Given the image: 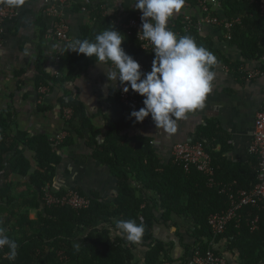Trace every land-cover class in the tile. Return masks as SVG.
<instances>
[{"label": "crops", "instance_id": "1", "mask_svg": "<svg viewBox=\"0 0 264 264\" xmlns=\"http://www.w3.org/2000/svg\"><path fill=\"white\" fill-rule=\"evenodd\" d=\"M0 1L17 13L6 25L0 44V114L11 115L14 133L46 136L51 142L60 134H64V139H73L71 146L57 151L61 161L51 185L56 194L75 190L102 204H111L118 195L116 178L92 156L87 144L89 132L78 137L73 129L69 130L67 124L73 112L68 120L63 113L65 108L59 102H77L87 124L97 133V143H103L108 122L122 121L133 112L119 102L120 79L113 68L115 61L131 60L143 67L134 75L131 89L140 108L139 123L127 126L122 134L128 138L149 139L162 165L173 160L175 144L191 139L198 128L207 124L226 136L229 149L224 157L228 162L242 164L250 160L252 155L248 150L254 119L264 105V76L248 80L244 72L260 69L262 62L245 61L239 48L226 38V32L220 26L185 29V17L196 21L206 16L200 4L204 0H67L58 6L57 16L45 15L44 4L37 0ZM223 3L218 7L208 6V14L226 20ZM138 12L150 23L155 42L168 52L167 61H160L152 52L142 51L135 38L128 36L122 28ZM61 20L68 28L66 42L51 36L56 23ZM83 30H87L90 37H83ZM70 60L75 64L74 70H69ZM224 61L242 63V74L228 68ZM181 67L191 71L211 67L205 77V88L198 89L190 83L185 101L180 99L181 89L170 82ZM42 73L65 80L62 84L47 83L37 87L38 74ZM197 76L204 77L202 74ZM75 126L78 127V122ZM219 149L218 146L216 150ZM12 156L5 157L6 165ZM24 156L30 163V172H34V153L24 149ZM8 168L6 166L5 170ZM10 182L16 186L7 193L10 200L5 196L6 204L0 203V222L6 228V234L23 240L40 231L41 220L49 218L47 207L37 194L35 205L28 186L29 176H13ZM3 183L2 174L0 188ZM162 214L163 210L158 208L153 237L172 244L171 261L163 264H190L196 243L192 235L193 223L175 215L163 223ZM26 220L34 225L28 227ZM103 228L109 229L112 238L128 235L127 227L120 230L116 224L112 227L99 223L95 230ZM75 233L74 247L79 248L88 239L90 231L79 228ZM185 246L191 249L186 251ZM210 247L227 264H240L238 252L229 249L225 240L215 238ZM147 251V245L136 246L130 264H144ZM13 257L11 254L6 260Z\"/></svg>", "mask_w": 264, "mask_h": 264}, {"label": "trees", "instance_id": "2", "mask_svg": "<svg viewBox=\"0 0 264 264\" xmlns=\"http://www.w3.org/2000/svg\"><path fill=\"white\" fill-rule=\"evenodd\" d=\"M222 8L226 20L239 19V23L231 29V43L239 48L245 61L259 62L264 51V27L258 4L248 0H225ZM247 31L248 34L245 33ZM88 33L83 30L82 36L90 37ZM224 63L228 68L241 73L242 63ZM73 65L70 60L69 70H74ZM210 69L191 71L181 67L180 73L185 84L189 85L198 74L206 77ZM64 80L50 78L42 73L38 74L36 85L62 84ZM59 102L63 108H70L73 112L67 124L68 129H73L78 137L89 132L87 144L92 156L116 178L118 195L111 204H102L90 198V207L81 211L45 208L49 218L41 220L40 231L23 240L13 239L6 234V228L0 222V264H130L133 259L132 250L142 244L147 245L148 250L144 264L170 262L172 244L153 237L154 225L158 223V208L163 210V223L173 215L191 221L194 225L192 235L196 241L195 249L205 252L210 249L211 240H214L208 218L229 207L226 193L250 190L257 183V158L251 156L249 161L242 164L228 162L224 157L229 149L226 136L216 131L215 127L211 129L208 124L198 128L191 139L200 142L211 157L214 173L211 186L208 178L194 168L187 173L174 160L162 165L149 139L128 138L122 134L127 126L139 123V107L122 121H109L106 138L98 144L97 133L87 124L81 106L73 100ZM76 122L78 127L75 126ZM13 125L9 113L0 114V176L3 174L4 177L0 188V203L6 204L5 196L10 200L7 193L16 186L10 182L13 176H29L28 186L36 203L35 195H39L41 200L44 187L52 185L55 169L61 161L57 151L71 146L73 139L66 137L60 145L55 146L46 136L29 137L14 133ZM218 146L220 149L217 151ZM24 149L34 153L36 169L32 173ZM7 155L13 156L6 165ZM6 166H9L7 170ZM255 218L258 221L256 228L252 229ZM113 220H116L115 224L120 230L128 228L127 236L112 238L108 228L95 230L99 223L115 227ZM26 224L28 227L34 225L27 220ZM79 228L89 229L90 233L82 246L75 248V231ZM216 239L225 240L229 249L238 252L240 264L264 263V203L258 207L245 208L240 213L239 222H231ZM190 249L185 246L186 251ZM11 254L14 257L7 261V256Z\"/></svg>", "mask_w": 264, "mask_h": 264}, {"label": "built area", "instance_id": "3", "mask_svg": "<svg viewBox=\"0 0 264 264\" xmlns=\"http://www.w3.org/2000/svg\"><path fill=\"white\" fill-rule=\"evenodd\" d=\"M44 4V14L57 16L58 6L63 5L67 0H37ZM225 0H204L200 1L203 11L206 16L199 20L193 21L190 17L184 18L185 29L200 30L203 26H220L226 32V38L231 39V29L239 23L238 20H221L215 16L208 14V6L218 7ZM260 15L263 19L264 27V2L258 3ZM17 16L16 11L8 4L0 1V44L5 33L6 25L14 20ZM125 33L128 36H133L139 43L140 49L144 52H152L156 54L160 61L169 59L168 52L160 47L154 40L155 36L150 23L146 20L141 12L136 13L129 18L123 25ZM68 28L62 20L57 22L53 32L54 38L62 42L68 40ZM261 68L251 71H245L246 79L252 80L260 76H264V51L261 58ZM113 68L119 75L118 99L122 106L129 111H134L138 105L137 100L131 93L133 77L137 72L142 71L143 67L128 61H115ZM207 78L197 76L190 85H195L198 89L205 88ZM173 86H178L181 89L180 99L185 101L188 95L189 85L185 84V80L180 73L176 72L170 80ZM64 116L70 120L72 111L69 108L64 109ZM64 140V134L56 136L52 142L55 145H60ZM249 154L255 156L258 160L257 164V183L250 190H240L235 193L227 192L229 207L221 212L212 214L208 218V226L213 234V238L222 235L226 227L231 222H239L240 213L247 207H258L264 203V105L256 114L253 124V133L251 143L248 150ZM172 158L175 162L182 166L185 172H189L192 168L202 173L209 180V185L213 184V169L211 157L205 151L200 142H195L192 139H187L177 143L172 148ZM221 193H224L222 191ZM42 202L48 209L51 208H69L75 211L88 209L91 205V199L80 195L75 190H67L62 194H56L50 185H46L42 191ZM258 219L255 218L252 222V229L256 228ZM211 246V243H210ZM190 264H227L222 256L216 255L213 250L208 249L202 252L199 249H194L191 254Z\"/></svg>", "mask_w": 264, "mask_h": 264}]
</instances>
